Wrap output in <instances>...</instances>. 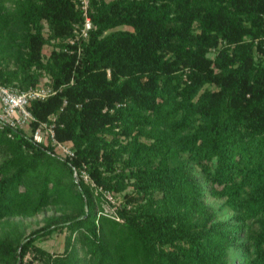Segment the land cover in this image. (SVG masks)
<instances>
[{
  "label": "trees",
  "instance_id": "16d2710c",
  "mask_svg": "<svg viewBox=\"0 0 264 264\" xmlns=\"http://www.w3.org/2000/svg\"><path fill=\"white\" fill-rule=\"evenodd\" d=\"M88 13L72 43L77 0H0V81L49 75L56 92L30 108L59 112L75 148L0 124V220L67 207L0 233V264L31 250L45 264H264V0H89ZM55 231L58 253L36 242Z\"/></svg>",
  "mask_w": 264,
  "mask_h": 264
},
{
  "label": "built area",
  "instance_id": "2783aa9c",
  "mask_svg": "<svg viewBox=\"0 0 264 264\" xmlns=\"http://www.w3.org/2000/svg\"><path fill=\"white\" fill-rule=\"evenodd\" d=\"M79 1L78 5L81 6L85 18L82 23H75L74 34L68 39L72 43L86 39L93 27L91 16L88 13L89 0ZM55 92L56 89L49 76L41 79L36 84L23 88L0 81V124H7L25 130L35 141L47 146L53 154L62 157H72L75 154L73 143L61 140L57 136L56 129L59 112L52 114L50 119L38 120L30 108L33 100L45 99ZM83 175L87 180L89 179L85 171ZM75 176L78 179V171L76 169ZM108 195L110 198L112 197L111 194Z\"/></svg>",
  "mask_w": 264,
  "mask_h": 264
},
{
  "label": "rangeland",
  "instance_id": "374dc122",
  "mask_svg": "<svg viewBox=\"0 0 264 264\" xmlns=\"http://www.w3.org/2000/svg\"><path fill=\"white\" fill-rule=\"evenodd\" d=\"M77 2L80 3L79 0H77ZM8 3L11 5L13 4L10 1H8ZM127 27H130V26H127ZM47 31L48 29L46 28V32ZM52 48H53L52 44L50 43L45 44L44 49H43L44 54L45 55L50 54V51ZM9 65L15 66L14 60H11ZM46 76H49V75H44L41 79H44ZM41 79H39V81ZM121 195L120 197H122ZM223 200H224L223 198L214 197L212 195H208L207 197L208 203L214 206V208L218 211L219 215L221 217H226L230 215V209L228 207L223 206ZM116 201L119 202L120 200L117 199ZM66 209L67 207L65 205L52 204V205L45 207L43 210L39 211L38 213L32 216H26V215L8 216L0 220V233L6 232L7 230H10V229L18 230V231H21L20 233L22 234L23 237H25L33 229L38 228L41 225L45 224L49 216L54 215V214H60ZM65 235H66V231H55L51 233L49 236H46L40 240H37L36 242L39 246L43 247L44 249H47L53 253H58V252H62L64 249ZM35 253L38 256H36ZM35 253L33 250L27 252V254L24 257L25 264H45V259H43L44 257L40 255L38 252H35Z\"/></svg>",
  "mask_w": 264,
  "mask_h": 264
},
{
  "label": "crops",
  "instance_id": "0c3cea01",
  "mask_svg": "<svg viewBox=\"0 0 264 264\" xmlns=\"http://www.w3.org/2000/svg\"><path fill=\"white\" fill-rule=\"evenodd\" d=\"M0 109H1V102H0Z\"/></svg>",
  "mask_w": 264,
  "mask_h": 264
}]
</instances>
